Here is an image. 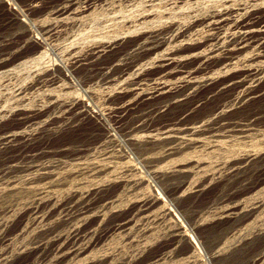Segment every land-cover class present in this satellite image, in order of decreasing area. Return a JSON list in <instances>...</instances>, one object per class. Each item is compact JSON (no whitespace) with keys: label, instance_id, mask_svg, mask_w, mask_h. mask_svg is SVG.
<instances>
[{"label":"rangeland","instance_id":"374dc122","mask_svg":"<svg viewBox=\"0 0 264 264\" xmlns=\"http://www.w3.org/2000/svg\"><path fill=\"white\" fill-rule=\"evenodd\" d=\"M149 1L0 0V264H264V0Z\"/></svg>","mask_w":264,"mask_h":264},{"label":"bare ground","instance_id":"6f19581e","mask_svg":"<svg viewBox=\"0 0 264 264\" xmlns=\"http://www.w3.org/2000/svg\"><path fill=\"white\" fill-rule=\"evenodd\" d=\"M149 1V0H148ZM180 0H174V3H177V2H179ZM200 1V0H199ZM208 1H211V2H213V1H215V0H208ZM217 1V0H216ZM215 1V2H216ZM232 1H234V0H232ZM238 1V0H237ZM242 1V0H241ZM95 2V1H94ZM133 2V1H132ZM143 2H145V1H143ZM150 2V1H149ZM152 2V1H151ZM214 2V3H215ZM218 2V1H217ZM225 2H227L226 0H225ZM239 2V1H238ZM256 2V1H255ZM70 3H71V1H70ZM192 3H193V1L191 2V1H188V2H186V5H192ZM219 3H220V1H219ZM68 4V3H67ZM103 4V3H102ZM151 4V3H150ZM208 4H209V2H208ZM145 5V4H144ZM204 5V4H203ZM216 6H217V4H215ZM228 5V4H227ZM236 5V4H235ZM239 5V4H238ZM86 6V5H85ZM127 6V5H126ZM208 6H210V5H208ZM212 6V5H211ZM211 6H210V8H211ZM213 6H214V4H213ZM249 6V5H248ZM147 7V6H146ZM190 7V6H189ZM195 7V6H194ZM221 7V6H220ZM224 7V6H223ZM226 7V6H225ZM228 7H230V6H228ZM227 7V8H228ZM83 8V7H82ZM192 8V7H191ZM124 9V8H123ZM220 9H222V8H220ZM225 9V8H224ZM62 10V9H61ZM112 10V9H111ZM126 10V9H125ZM206 10V9H205ZM211 10V9H210ZM216 10V9H215ZM65 11H66V8H65ZM147 12L149 11L150 13H151V11H154L153 9H147L146 10ZM162 11V10H161ZM164 11V10H163ZM174 11V10H173ZM212 11V10H211ZM57 12V11H56ZM114 12V11H113ZM148 12V13H149ZM158 12V11H157ZM186 12V11H185ZM61 13V12H60ZM106 13V12H105ZM160 13V12H159ZM182 13V12H181ZM221 13V12H220ZM20 14V13H19ZM24 14V13H23ZM111 14V13H110ZM114 14V13H113ZM131 14V13H130ZM145 14V13H144ZM144 14L142 15V16H144ZM147 14V13H146ZM145 14V15H146ZM219 14V13H218ZM224 14V13H223ZM17 15V14H16ZM60 15V14H59ZM134 15V14H133ZM183 15V14H182ZM197 15V14H196ZM215 15V14H214ZM18 16V15H17ZM57 16V15H56ZM62 16V15H61ZM194 16V15H193ZM212 16V15H211ZM228 16V15H227ZM230 16V15H229ZM238 16V15H237ZM81 17V16H80ZM27 18V17H26ZM74 18V17H73ZM114 18V17H113ZM169 18V17H168ZM228 18V17H227ZM106 19V18H105ZM108 19V18H107ZM224 19V18H223ZM231 19V18H230ZM26 20V19H25ZM114 20V19H113ZM222 20V19H221ZM229 20V19H228ZM36 21V20H35ZM147 21V20H146ZM148 21H149V19H148ZM227 21V20H226ZM238 21V20H237ZM86 22V21H85ZM100 22V21H99ZM168 22V21H167ZM176 22V21H175ZM218 22V21H217ZM25 23H28V22H25ZM75 23V22H74ZM89 23V22H88ZM124 23V22H123ZM146 23V22H145ZM152 23H153V21H150V22H147L146 24H145V26H143V27H151V25H152ZM164 23V22H163ZM209 23V22H208ZM234 23H235V21H234ZM82 24V23H81ZM98 24V23H97ZM140 24V23H139ZM211 24V23H210ZM35 25V24H34ZM122 25V24H121ZM132 25V24H131ZM207 25V24H206ZM213 25V24H212ZM33 26V25H32ZM71 26V25H70ZM79 26V25H78ZM136 26H138V25H136ZM165 26V25H164ZM182 26V25H181ZM109 27V26H108ZM116 27V26H115ZM170 27V26H169ZM106 28V27H105ZM130 28V27H129ZM212 28V27H211ZM78 29H80V28H78ZM134 29V28H133ZM140 28H135L134 30H129L130 32L131 31H134V32H136V30H139ZM238 29V28H237ZM250 29V28H249ZM248 29V30H249ZM256 29V28H255ZM32 30V29H31ZM70 30V29H69ZM105 30V29H104ZM116 30H117V28H116ZM123 30V29H122ZM200 30V29H199ZM57 31V30H56ZM77 31V30H76ZM152 31V30H151ZM237 31H239V30H237ZM244 31V30H243ZM252 31H254V30H252ZM108 32V31H107ZM123 32H124V30H123ZM150 32V31H149ZM98 33V32H97ZM102 33V32H101ZM100 33V34H101ZM99 34V33H98ZM188 34V33H187ZM63 35V34H62ZM74 35V34H73ZM93 35V34H92ZM102 35V34H101ZM156 35V34H155ZM67 36V35H66ZM37 38H38V36H37ZM36 38V39H37ZM35 39V40H36ZM56 39V38H55ZM63 39V38H62ZM182 39V38H181ZM121 40V39H120ZM174 40V39H173ZM59 41V40H58ZM229 41V40H228ZM158 42V41H157ZM232 42V41H231ZM262 42V41H261ZM7 43V42H6ZM57 44V43H56ZM62 44V43H61ZM74 44V43H73ZM92 44H93V42H92ZM96 44V43H95ZM142 44V43H141ZM155 44V43H154ZM243 44V43H242ZM2 45V44H1ZM55 45V44H54ZM157 45V44H156ZM181 45V44H180ZM57 46V45H56ZM59 46H61V45H59ZM41 50H40V52H39V54L36 52V54H38V55H36V57L34 58V59H30L31 60V62L33 61V60H35V61H40L41 62V60L43 59V58H45V57H47L46 55H47V49L45 48V46L44 45H41ZM45 48V49H44ZM241 48V47H240ZM258 48V47H257ZM65 49V48H64ZM75 49V48H74ZM145 49V48H144ZM249 49V48H248ZM38 50V49H37ZM53 50V49H52ZM61 50V49H60ZM213 50V49H212ZM177 51V50H176ZM63 52H64V50H63ZM71 53V52H70ZM207 53V52H206ZM231 53V52H230ZM50 54V53H49ZM149 54V53H148ZM67 55V54H66ZM147 55V54H146ZM152 55V54H151ZM180 55V54H179ZM205 55V54H204ZM53 56V55H52ZM165 56V55H164ZM21 57H23V56H21ZM171 57V56H170ZM257 57V56H256ZM7 58V57H6ZM28 58H31V57H28ZM154 58V57H153ZM172 58V57H171ZM182 58V57H181ZM260 58V57H259ZM17 59H19V57L17 58ZM52 59V58H51ZM204 59V58H203ZM23 60H25L24 59V57H23ZM29 60V59H28ZM45 60V59H44ZM250 60V59H249ZM19 61V60H18ZM17 61V64L19 63V64H21V63H23V62H21V58H20V62H18ZM46 61V60H45ZM124 61V60H123ZM132 61V60H131ZM142 61V60H141ZM159 61V60H158ZM26 62V61H25ZM24 62V63H25ZM44 63V62H43ZM57 63V62H56ZM120 63V62H119ZM263 63V62H262ZM11 64V63H10ZM18 64V65H19ZM38 64H40V63H38ZM136 64H137V62H136ZM15 65V64H14ZM23 65V64H22ZM25 65V64H24ZM29 65H30V63H29ZM33 65V64H32ZM42 65H44V64H42ZM50 65V64H49ZM34 66L36 67V64H34ZM40 66V65H39ZM26 67H27V65H26ZM25 67V68H26ZM11 68V67H10ZM15 68V67H14ZM54 68V67H53ZM2 69V68H1ZM4 69H7V70H5V71H2L3 72V74H2V76H3V79H5V77L6 76H10L9 74H13V72L14 71H12V70H14V69H8V68H4ZM20 69H24V68H21L20 67ZM44 69H47V68H44ZM24 70H26V69H24ZM49 70V69H48ZM21 71V70H20ZM31 71V70H30ZM34 72H35V70H33ZM47 71V70H46ZM46 71H44V72H46ZM15 72H17L16 70H15ZM23 72V71H22ZM21 72V73H22ZM68 72H70V71H68ZM107 72V71H106ZM18 73V72H17ZM40 73V72H39ZM39 73H38V75H39ZM43 73V72H42ZM19 74H20V72H19ZM44 74V73H43ZM1 75V74H0ZM23 75H24V73H23ZM30 75H31V73H30ZM13 76V75H12ZM18 76V75H17ZM20 76V75H19ZM32 78V77H31ZM39 77H37V79H38ZM3 79H2V81H3ZM43 79V78H42ZM1 80V79H0ZM6 80V79H5ZM10 80V79H9ZM7 81V80H6ZM73 82H74V80H73ZM77 82V81H76ZM70 83V82H69ZM3 84H4V82H3ZM32 84H33V82H32ZM2 85V84H1ZM17 85V84H16ZM21 85H22V83H21ZM25 85V84H24ZM3 87H4V85H2ZM11 86V85H10ZM14 87H15V85H14ZM20 87V86H19ZM22 87V86H21ZM20 87V88H21ZM24 87V86H23ZM26 87V86H25ZM46 87V86H45ZM66 87V86H65ZM72 87V86H71ZM19 88V89H20ZM27 88H28V85H27ZM31 88V87H30ZM228 88V87H227ZM48 89V88H47ZM5 90V89H4ZM7 90V89H6ZM21 90V89H20ZM26 90V89H25ZM29 90V89H28ZM16 91V90H15ZM17 91H18V89H17ZM19 92V91H18ZM27 92V91H26ZM33 92V91H32ZM38 92V91H37ZM2 93V92H1ZM9 93V92H8ZM7 93V94H8ZM10 94V93H9ZM14 94L16 95V93L14 92ZM13 94V95H14ZM17 95H18V93H17ZM26 95H27V93H26ZM239 97V96H238ZM248 98V97H247ZM227 100V99H226ZM2 102V101H1ZM214 123V122H213ZM216 123V122H215ZM206 124V123H205ZM210 124V123H209ZM190 127V126H189ZM206 127V126H205ZM208 128V127H207ZM220 128V127H219ZM218 128V129H219ZM194 129H195V127H194ZM196 129H197V127H196ZM217 129V130H218ZM241 130H242V128H241ZM190 131V130H189ZM216 132V131H215ZM214 132V133H215ZM242 132V131H241ZM191 133V132H190ZM217 133V132H216ZM219 133V132H218ZM224 133V132H223ZM235 134V133H234ZM227 135V134H226ZM248 135V134H247ZM166 136H167V134H166ZM149 137V136H148ZM193 137H196V136H193ZM10 138H11V136H10ZM138 139V138H137ZM150 139V138H149ZM194 140H196V139H194ZM197 140H199L198 138H197ZM19 141V140H18ZM190 141V140H189ZM193 142H196V141H193ZM198 142V141H197ZM201 142V141H200ZM259 143V142H258ZM216 144V143H215ZM253 145V144H252ZM254 146V145H253ZM9 147V146H8ZM251 147V146H250ZM4 148V147H3ZM41 148V147H40ZM170 148V147H169ZM176 148H177V146H176ZM242 155H244V154H242ZM254 155H255V152H254ZM231 156V155H230ZM234 159H236V158H234ZM230 160H232L231 158H230ZM255 160H256V158H255ZM33 161V160H32ZM76 163H77V161H76ZM81 163V162H80ZM85 163V162H84ZM81 165V164H80ZM237 165V164H236ZM79 166V165H78ZM28 167H30V166H28ZM247 167V166H246ZM6 168V167H5ZM34 169V168H33ZM218 169V168H217ZM32 170V169H31ZM187 170V169H186ZM6 172V171H5ZM18 172V171H17ZM234 172H236V171H234ZM23 173H25V172H23ZM220 173V172H219ZM233 174V173H232ZM109 175V174H108ZM33 176V175H32ZM1 178V177H0ZM105 180V179H104ZM103 180V181H104ZM34 181V180H33ZM116 181V180H115ZM110 182V181H109ZM106 183V182H105ZM74 184V183H73ZM100 184V183H99ZM104 184V183H103ZM70 187V186H69ZM90 188V187H89ZM70 191V190H69ZM68 193V192H67ZM157 193V192H156ZM159 193V192H158ZM117 194V193H116ZM116 197V196H115ZM157 197V196H156ZM155 198V197H154ZM158 198V197H157ZM89 199H91V198H89ZM88 199V200H89ZM249 199V198H248ZM136 200V199H135ZM33 201V200H32ZM42 201V200H41ZM113 201V200H112ZM129 201V200H128ZM40 202V201H39ZM85 202V201H84ZM145 202V201H144ZM164 202V201H163ZM85 203H87V201L85 202ZM112 203V202H111ZM123 203V202H122ZM240 203V202H239ZM30 204V203H29ZM115 204V203H114ZM118 204V203H117ZM37 205V204H36ZM89 205V204H88ZM90 205H92V204H90ZM148 205V204H147ZM164 205V204H163ZM46 206V205H45ZM44 206V207H45ZM143 206H144V204H143ZM244 206V205H243ZM5 207V206H4ZM82 207V206H81ZM165 207V206H164ZM256 207V206H255ZM39 208V207H38ZM49 208H51L52 209V207H49ZM48 208V209H49ZM76 208V207H75ZM113 208V207H112ZM145 208H147V206H145ZM227 208V207H226ZM69 209V208H68ZM170 210H172V208H169ZM12 210H13V208H12ZM34 210V209H33ZM39 210V209H38ZM42 210V209H41ZM40 210V211H41ZM79 210V209H78ZM145 210V209H144ZM44 211V210H43ZM42 211V212H43ZM142 211H143V207H142ZM142 211H141V213H142ZM2 212V211H1ZM52 212V211H51ZM69 212L70 211H68V214H69ZM215 212V211H214ZM233 212V211H232ZM231 212V213H232ZM44 213H45V211H44ZM48 213H50V212H48ZM65 213V212H64ZM73 213V212H72ZM37 214V213H36ZM45 214H47V212L45 213ZM91 214V213H90ZM161 214V213H160ZM7 215V214H6ZM27 215V214H26ZM38 215H40V214H38ZM44 215V214H43ZM153 215V214H152ZM220 215V214H219ZM255 215V214H254ZM61 216V215H60ZM132 216V215H131ZM44 217V216H43ZM43 217H41V218H43ZM158 217V216H157ZM179 217V216H178ZM219 217V216H218ZM46 218V217H45ZM180 218V217H179ZM79 221V220H78ZM102 221V220H101ZM39 222H41V221H39ZM98 222V221H97ZM182 223V222H181ZM72 224V223H71ZM85 225V224H84ZM137 225V224H136ZM40 226H43V225H40ZM81 227V226H80ZM98 227V226H97ZM116 227V226H115ZM121 227V226H120ZM120 227H118V228H120ZM123 227V226H122ZM78 228V227H77ZM168 228V227H167ZM22 230V229H21ZM100 230V229H99ZM146 230V229H145ZM67 231V230H66ZM98 231V230H97ZM184 231V230H183ZM48 232H49V230H48ZM149 232V231H148ZM185 232V231H184ZM190 232V231H189ZM47 233V232H46ZM131 233V232H130ZM136 233V232H135ZM146 233V232H145ZM176 233V232H175ZM137 235V234H136ZM143 236H145V235H143ZM89 237V236H88ZM133 238V237H132ZM136 238V237H135ZM112 239H113V237H112ZM178 239V238H177ZM104 240V239H103ZM130 240V239H129ZM137 240V239H136ZM195 241V240H194ZM34 242V241H33ZM88 242V241H87ZM196 242V241H195ZM24 244V243H23ZM61 244H63V243H61ZM60 244V247L61 246H63V245H61ZM133 244V243H132ZM147 244V243H146ZM198 244V243H197ZM65 246H66V244H65ZM64 246V247H65ZM129 246V245H128ZM25 247V246H24ZM64 247H62L63 249H65ZM104 247V246H103ZM102 247V248H103ZM69 248V246L67 247V249ZM73 248V247H72ZM98 248V247H97ZM102 248H100V249H102ZM60 249V248H59ZM67 249H66V251H67ZM79 249H81V248H79ZM112 249V248H111ZM130 249V248H129ZM58 250V249H57ZM72 250H75V248L74 249H72ZM77 250V249H76ZM128 250V249H127ZM126 250V251H127ZM62 251V250H61ZM70 251V250H69ZM107 250H105V252H106ZM111 251V250H110ZM58 252V251H57ZM60 252V251H59ZM63 252V251H62ZM71 252V251H70ZM81 252V251H80ZM80 252H77V254L78 253H80ZM91 252V251H90ZM102 252V251H101ZM135 252V251H134ZM24 253V252H23ZM61 253V252H60ZM66 254H68L69 252H65ZM72 253V252H71ZM57 254V253H56ZM55 254V255H56ZM85 254V253H84ZM101 254V253H100ZM114 254V253H113ZM60 254H58V256H59ZM63 255H65V254H63ZM62 255V256H63ZM120 255V254H119ZM126 255V254H125ZM58 256H56L57 258H58ZM62 256H61V258H62ZM35 257V256H34ZM60 257V256H59ZM96 257V256H95ZM36 259V258H35ZM76 260V259H75ZM109 261V260H108ZM45 262V261H44ZM49 262V261H48ZM97 263V262H96ZM122 264V263H121Z\"/></svg>","mask_w":264,"mask_h":264}]
</instances>
